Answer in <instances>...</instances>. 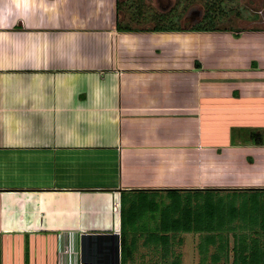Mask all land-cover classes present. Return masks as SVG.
Segmentation results:
<instances>
[{"label": "crops", "instance_id": "1", "mask_svg": "<svg viewBox=\"0 0 264 264\" xmlns=\"http://www.w3.org/2000/svg\"><path fill=\"white\" fill-rule=\"evenodd\" d=\"M156 2L0 0V169L24 176L0 178L1 264H121V206L166 195L223 200L224 237L264 250V212L240 210L264 206V14L150 24L172 10ZM202 233L177 232L183 254ZM132 238L125 264L162 248Z\"/></svg>", "mask_w": 264, "mask_h": 264}, {"label": "rangeland", "instance_id": "2", "mask_svg": "<svg viewBox=\"0 0 264 264\" xmlns=\"http://www.w3.org/2000/svg\"><path fill=\"white\" fill-rule=\"evenodd\" d=\"M206 2H211V0H179L177 7H175L174 9H172L171 11L167 13L162 14V17H157V20L150 19L149 22L150 24L151 22H158V23L161 22V23H164L165 25L176 24L177 23L176 16L180 15L179 17H183L185 13H187V10H189L190 7L196 8V6H201L202 7L201 10L203 14L205 12L204 5ZM153 3H154V0H147V5H149L152 10H155L156 7L153 5ZM216 3L220 7L216 11L217 12L224 11L225 15L218 14L217 16H215L214 17L215 20L213 22L214 25L216 24L220 26L238 25V23H240L241 21L237 19L242 18V19H247L249 21L253 16H255V15H252L253 12L264 14V0H216ZM135 4L138 5L139 2L133 1L131 6L135 7ZM133 7H130V8H133ZM137 10H139L138 6L136 7V9L132 10L130 13L132 17H135L133 18V20H135L136 22L140 21V17L136 13L138 12ZM216 11L212 10V12H216ZM183 12H184V15L182 14ZM154 17L156 16L154 15ZM8 166L10 167L8 168L5 166V168L0 169V178L2 180L4 178L6 180L4 181L5 183H9L10 180H17V182L19 180H23L24 176L19 177V173L17 172V170H15V168L9 164ZM29 168H30L29 161H26L20 170L21 173L24 170L25 178L27 175L29 177H32L31 175H33L34 180L39 178L40 182H42L43 179L47 176L46 171L44 170L42 171V173H38L35 171L31 172ZM166 196L167 197L165 198V200L160 199L161 198L160 196H156V197L153 196V197H149V199L145 201H137L138 206L135 207V210L139 212V215H138V218H136V222L132 224L130 222V217L128 215L127 217H125L126 225L129 227V232H128L129 239L132 238V236H143V237H149L151 239H155L163 235L169 238L170 237L175 238V236L177 235V232L174 230L167 229L168 228L167 223L172 222V220L176 218L175 214L169 213L171 212V210L174 209V206L177 207L179 203L183 206L184 202L186 205H188L189 203L193 202L194 199H196L195 205H197V208H199L200 210L203 209L201 208V206L206 205L205 199L203 197L199 198V196L194 198V196L190 194L186 195V198L188 197L191 202L184 201L182 198H179L175 195L174 196L166 195ZM180 196L182 197V195ZM125 203L128 204L127 201ZM240 203L242 205L240 207L241 212L244 214H247L245 213V211H247L250 214H254L255 219L259 216L258 213H259L260 207L262 206L264 209V206L261 205L259 202L256 201V199H253V198L250 200L241 199ZM208 205H209V202H208ZM124 206L126 209L128 208V205H124ZM263 219L264 218H262L261 220ZM261 220L257 222L249 223L248 225L251 227H254L255 225L259 226L260 223L262 222ZM238 224L243 226V222L239 221ZM245 225L246 224L244 223V226ZM226 227H228V225H226ZM214 234L215 235L216 234L225 235L226 233L218 232ZM185 236H186V242L184 246L185 253L183 254L181 251L182 249L180 250L178 248L179 246L177 245L176 239H175L174 244L172 245L173 252L174 254H176V252L179 250V254L181 255V264H199L200 256H199L198 243L199 241L201 242L203 241L204 235L199 234V241L196 244V249L192 245L193 239H191V237L188 238V236L190 235L186 234ZM216 240L217 242L215 243L214 249H210L208 246L209 253H214L215 255H221L223 253V249L225 250L226 245L228 244L231 246L232 242L234 241L233 239H225V238L216 239ZM42 245H43L42 248L41 247L40 248L41 250L43 249V252L46 249L45 250L46 253L48 252V250H52L53 248V244L49 243L48 241H44ZM158 245H161V244H158ZM15 247L20 248V240H18V242L15 243ZM161 249L159 250L157 247H155L154 249L151 248L148 250L149 253L147 252V256L149 257V260H150L149 264H155L157 262L161 263V260H162L160 258ZM151 250L152 252H150ZM167 254L168 255L165 258H163L162 261L171 260L173 258L172 251H168ZM131 257L135 258V256L133 255H131L130 258ZM137 257H140V255L137 254ZM223 262H224V257L223 255H221L218 264H221Z\"/></svg>", "mask_w": 264, "mask_h": 264}, {"label": "trees", "instance_id": "3", "mask_svg": "<svg viewBox=\"0 0 264 264\" xmlns=\"http://www.w3.org/2000/svg\"><path fill=\"white\" fill-rule=\"evenodd\" d=\"M218 14L223 15V12H217V13H211L209 11H206L204 13V20L201 24L195 27V29L204 28L205 25H211L210 27H213V22L215 20V16ZM159 17V16H158ZM117 28L123 29L119 22H117ZM171 28V27H167ZM208 198H205V204L201 206L203 208L200 210L197 207H193L192 202L187 197L184 199V201H190L188 205L185 204L182 206L183 208H179L178 210V204L177 207L174 205V209L169 212L170 214H175L176 218L172 220V222L167 223V229L174 230L176 232H204L202 233L204 235L203 241H199L198 243V249H199V264H218L220 260V256L223 255L224 262L221 264H264V250H258L257 247V239H253L251 242L253 245H251V248L248 249V246L250 243L247 242L246 238H243L241 236L233 238V242L230 245H226L225 250L223 249V253L221 255H215L214 253H209L208 246L210 244L215 246V243L217 242L216 239H222L225 238L224 235H218L214 233L218 232H224V229L226 225H229V222H226L225 217V211H224V205L223 200H217L215 202H211L208 205ZM177 200V199H175ZM181 202V201H180ZM125 204V203H124ZM137 201H131L130 205L126 209L125 206H121L120 208V214L122 222L121 224L125 226L126 224V218L127 215L132 219L134 218V221L136 220L135 217L139 215V212L135 210V207H137ZM181 206V204L179 205ZM126 209V210H125ZM178 211V212H177ZM260 212H264L263 207H260ZM178 215V216H177ZM178 218V219H177ZM168 222V221H167ZM261 227L264 228V222H261ZM228 228V227H227ZM210 231H213L214 233H210ZM176 239L175 238H169L167 236H160L155 239L151 238H144L143 243H153L155 245L161 244L163 247L161 249V259L165 258L168 254V251H172L173 258L171 260H161V263H155V264H181V255L180 254H174L172 245L174 244ZM228 239V238H225ZM121 264H125L127 260L132 255V248L135 245L136 239L135 238H127L125 234V230L121 233ZM256 241V242H255ZM178 242V240H177ZM264 242V240H263ZM219 243V242H218ZM223 246V245H222ZM215 248V247H214ZM231 253V255H230ZM0 264H1V246H0Z\"/></svg>", "mask_w": 264, "mask_h": 264}, {"label": "flooded vegetation", "instance_id": "4", "mask_svg": "<svg viewBox=\"0 0 264 264\" xmlns=\"http://www.w3.org/2000/svg\"><path fill=\"white\" fill-rule=\"evenodd\" d=\"M179 3V0H163L162 2H160L159 0H157L156 4L159 7H163V8H172L174 9L175 7H177ZM205 11H211L212 10H217L219 7V5H217L216 0H211V2H206L205 3Z\"/></svg>", "mask_w": 264, "mask_h": 264}, {"label": "built area", "instance_id": "5", "mask_svg": "<svg viewBox=\"0 0 264 264\" xmlns=\"http://www.w3.org/2000/svg\"><path fill=\"white\" fill-rule=\"evenodd\" d=\"M68 248H69V247H66V246H65L63 249L60 250L59 254H60V257L62 258V260H63V258H64L65 256L69 255L70 250H69ZM62 264H63V263H62ZM64 264H66V261L64 262ZM79 264H89V263L81 261V262H79Z\"/></svg>", "mask_w": 264, "mask_h": 264}, {"label": "water", "instance_id": "6", "mask_svg": "<svg viewBox=\"0 0 264 264\" xmlns=\"http://www.w3.org/2000/svg\"><path fill=\"white\" fill-rule=\"evenodd\" d=\"M196 9H193L192 11H195Z\"/></svg>", "mask_w": 264, "mask_h": 264}]
</instances>
